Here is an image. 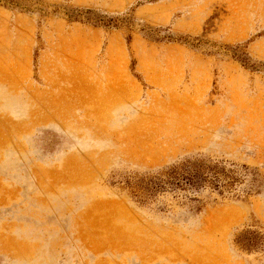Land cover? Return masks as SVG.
I'll return each instance as SVG.
<instances>
[{"label": "rangeland", "instance_id": "obj_1", "mask_svg": "<svg viewBox=\"0 0 264 264\" xmlns=\"http://www.w3.org/2000/svg\"><path fill=\"white\" fill-rule=\"evenodd\" d=\"M0 264H264V0H0Z\"/></svg>", "mask_w": 264, "mask_h": 264}, {"label": "trees", "instance_id": "obj_2", "mask_svg": "<svg viewBox=\"0 0 264 264\" xmlns=\"http://www.w3.org/2000/svg\"><path fill=\"white\" fill-rule=\"evenodd\" d=\"M178 177L179 176L176 175L175 178L180 180V178H178ZM183 180L189 181L191 183H194V182L197 181V179H195V176H192L191 174L189 176L184 175V179ZM158 186L162 187V182H159Z\"/></svg>", "mask_w": 264, "mask_h": 264}, {"label": "bare ground", "instance_id": "obj_3", "mask_svg": "<svg viewBox=\"0 0 264 264\" xmlns=\"http://www.w3.org/2000/svg\"><path fill=\"white\" fill-rule=\"evenodd\" d=\"M115 214V213H114ZM228 228V227H227Z\"/></svg>", "mask_w": 264, "mask_h": 264}]
</instances>
